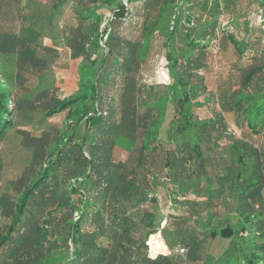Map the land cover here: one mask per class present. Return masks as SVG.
<instances>
[{"label": "trees", "instance_id": "16d2710c", "mask_svg": "<svg viewBox=\"0 0 264 264\" xmlns=\"http://www.w3.org/2000/svg\"><path fill=\"white\" fill-rule=\"evenodd\" d=\"M52 1L0 0V264H264V0L262 19L247 0ZM60 43L81 60L68 97L46 75ZM161 186L181 214L162 219Z\"/></svg>", "mask_w": 264, "mask_h": 264}, {"label": "rangeland", "instance_id": "374dc122", "mask_svg": "<svg viewBox=\"0 0 264 264\" xmlns=\"http://www.w3.org/2000/svg\"><path fill=\"white\" fill-rule=\"evenodd\" d=\"M38 5L40 7H43L45 9H49L51 7L53 1L52 0H36ZM124 4H127L128 0H120ZM245 11L244 13L247 15H252L254 17H260V14L257 12V6H256V0H247V2L244 4ZM115 9V7L112 6H106L104 8L99 9V14L103 18V27L108 22L109 17L112 14V11ZM77 11H79V7L76 6L75 3L69 2L61 11V13L57 16V23L59 27H64L66 25H75L78 21L77 19ZM194 18V17H193ZM261 18V17H260ZM262 19V18H261ZM222 22L225 23L224 18H222ZM44 43L46 45H51L52 41L50 39H45ZM154 54L158 53L159 51V45L156 43V47H154ZM60 58L53 64V66L48 70L47 72V78L49 79L50 83L58 89V94L61 97H68L70 95H73L78 91V67L81 62L80 59H73L70 56V51L61 45L60 43ZM158 58V57H157ZM157 58H153L152 62H150L149 67H147L146 77H152V80L156 81V75L158 73L163 74V64L164 61L161 59L159 62ZM216 60V66L214 70L207 75V81L208 85L211 90L215 92V94L220 98L221 95L228 94L230 92L231 85L226 82L225 78L221 76V68L222 63L224 61H230L231 57L230 54H224V53H218ZM165 74V72H164ZM65 117V114H61L55 118H53L50 122L54 125H60ZM36 119H38V116H36ZM19 121H21L20 118H18ZM231 122V127H233V121L229 118L228 119ZM26 124V123H25ZM26 129L30 128V124H27L24 126ZM85 130V129H84ZM18 133H14L12 135V138L10 139V146L14 153L16 152V148L19 141ZM161 176L162 174L159 173ZM159 192V200H160V209H161V215L162 219H164L166 216L170 214H181V210L173 205L171 195L168 193V191L163 188L162 186L158 190ZM164 225V222H162ZM161 224V225H162ZM162 227V226H161ZM156 239L153 238V240ZM228 240L225 238L216 240V243L214 244L212 248L213 254H220L222 251H224L228 245ZM54 260H50V264H53ZM56 264H60L57 262Z\"/></svg>", "mask_w": 264, "mask_h": 264}, {"label": "built area", "instance_id": "2783aa9c", "mask_svg": "<svg viewBox=\"0 0 264 264\" xmlns=\"http://www.w3.org/2000/svg\"><path fill=\"white\" fill-rule=\"evenodd\" d=\"M163 226V224H162ZM151 257H156L163 250V242L160 231L156 234V239L151 238L148 243Z\"/></svg>", "mask_w": 264, "mask_h": 264}, {"label": "water", "instance_id": "95a60500", "mask_svg": "<svg viewBox=\"0 0 264 264\" xmlns=\"http://www.w3.org/2000/svg\"><path fill=\"white\" fill-rule=\"evenodd\" d=\"M183 25L187 27H192L194 25V18L191 14L189 13L185 14Z\"/></svg>", "mask_w": 264, "mask_h": 264}]
</instances>
